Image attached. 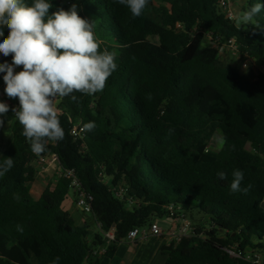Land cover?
I'll return each mask as SVG.
<instances>
[{"label": "trees", "instance_id": "1", "mask_svg": "<svg viewBox=\"0 0 264 264\" xmlns=\"http://www.w3.org/2000/svg\"><path fill=\"white\" fill-rule=\"evenodd\" d=\"M244 1L242 12L264 4ZM50 2V12L76 4L80 16L95 22L100 50L120 52L124 60L102 91L57 97L65 137L39 156L11 111L19 104L5 100L10 111L0 126V165L10 157L13 167L0 176V264H101L115 258L132 230L162 218L175 222L179 211L194 231L163 246L153 264H253L224 249L261 254L264 264V9L255 18L258 28L238 29L220 0H148L139 17L117 0ZM208 36L235 39L241 58L263 71L225 66L219 51L206 47ZM7 60L12 57L0 53V63ZM77 122L95 128L75 139ZM11 123L13 141L4 150L2 134ZM218 132L224 144L214 151ZM51 156L62 174L33 202L37 163ZM237 169L241 187L251 185L247 193L230 189ZM64 171L93 199L91 216L102 227L91 245L90 220L79 227L64 208L72 190ZM111 231L115 240L107 244ZM101 247L106 253L98 255Z\"/></svg>", "mask_w": 264, "mask_h": 264}, {"label": "clouds", "instance_id": "2", "mask_svg": "<svg viewBox=\"0 0 264 264\" xmlns=\"http://www.w3.org/2000/svg\"><path fill=\"white\" fill-rule=\"evenodd\" d=\"M117 2L128 7L133 17H139L148 0ZM52 7L50 0H32L31 4L25 0H0V37L3 38L0 53L12 57L11 63H0L6 85L4 92L9 98H18L19 106L11 111L37 156L45 152L49 142L65 137L55 99L76 92L92 95L102 91L117 68L116 54L107 48L100 50L94 33L95 22L80 16L76 4L68 10L50 12ZM262 9L264 4L255 3L230 18L238 29L249 25L258 28L255 18ZM9 111L10 105L0 101V126ZM94 128V122L84 125L87 131ZM12 167L13 160L9 157L0 165V176ZM217 175L226 179L222 171ZM232 176L231 191L247 193L251 185L241 187L243 172L234 170Z\"/></svg>", "mask_w": 264, "mask_h": 264}, {"label": "built area", "instance_id": "3", "mask_svg": "<svg viewBox=\"0 0 264 264\" xmlns=\"http://www.w3.org/2000/svg\"><path fill=\"white\" fill-rule=\"evenodd\" d=\"M228 0H220L221 6L224 10H226V3ZM227 11V10H226ZM228 18L233 17V15L228 11L227 12ZM231 19V18H230ZM210 37V36H208ZM212 40V38H211ZM211 47L215 50L219 51L220 56H228L229 52H233L236 56L239 55L238 49L236 46V41L235 39H231L228 42L221 43L220 41H215L211 43ZM220 58V57H219ZM238 63H237V68L240 72L247 71L250 69L253 63H256L255 60L246 57V58H241V56H238ZM12 60H7V62L11 63ZM4 74V73H1ZM6 87L5 83L3 85V88H0V90H4ZM54 104L56 106L57 104V98L54 101ZM57 111H58V105H57ZM72 136L75 139L81 138L84 136V128L81 123L77 122L75 126L72 129ZM212 146V143L210 144V147ZM58 160V159H57ZM45 160H41L38 162V165H41L44 163ZM64 178H68L72 181L71 188L75 192L77 200L76 204L78 207L84 212V214H91L92 212V206L91 203L93 201L92 197L88 196L86 191L83 189L82 184L79 182L77 178H75V175L73 172L70 171H64L63 173ZM177 223H186L187 224V233L190 235L193 231L194 228L192 227V224L186 216L184 215L183 212L179 211L177 213ZM100 228L102 227V224H100ZM187 235L180 234V233H174V232H165L163 229L160 227L159 222L155 221L147 226L144 227H138L132 230L126 239V243L129 244H134V245H143L145 244L149 239L151 238H167L169 240V243L172 241L175 242H180L183 237ZM106 242L107 244H111L115 240V233L113 231L105 234ZM213 239V237H211ZM94 241V238H89V236L86 238V242L88 245H91ZM168 243V244H169ZM102 253H106V250L104 247H101ZM97 251H93V255H96ZM224 254L228 256L229 258L235 260V259H244L247 262H251L253 264H263L262 262V256L261 254L258 253H251V252H246L245 254L241 252H235L232 249H224Z\"/></svg>", "mask_w": 264, "mask_h": 264}, {"label": "rangeland", "instance_id": "4", "mask_svg": "<svg viewBox=\"0 0 264 264\" xmlns=\"http://www.w3.org/2000/svg\"><path fill=\"white\" fill-rule=\"evenodd\" d=\"M244 5H245L244 0H228L226 3V10H227V12L229 11L233 15V17H235L236 15H238L242 12ZM152 41L154 42L155 40H152ZM211 43H212L211 37H208L207 41H206V44H207L206 47L210 48ZM238 56H236L233 52H229V55L226 57L219 55V57H220L219 60L225 66L237 67V63L239 61ZM122 60H124V55L120 52H117L116 57H115V62L118 63V62H121ZM19 70H20V68H19ZM262 71H263V67H261L256 62V63L252 64V66L250 67L249 70L243 71L242 73L259 75ZM0 95L4 96V99L2 97H0V101H4V100L8 99L10 103L19 104L18 98H9L4 93V91L1 92ZM57 105L58 104H56V107H57ZM13 127H14V123H11V124L7 125V127L4 130V133L2 135V136H5L4 138H2V142H3L4 146H7V144H8V141L5 139L7 136V133H12ZM223 144H224L223 133L218 132L217 135L214 137V145L212 148L214 151H220ZM36 168L38 171V176L36 178V182L34 184H32V193L30 195V200H32L33 202L36 201L37 194L40 192V191L38 192V190L43 189L49 183H56L57 178L61 174V170H62V168H60L59 161L57 160V158L55 156L49 157L47 159V162L42 163L41 165H38ZM43 185H45V186H43ZM75 196H76L75 192L73 190H71L69 195H68V199L65 203L66 209L69 208L68 202L76 201ZM86 216L90 220L89 224H90V228H91L92 233L95 231L97 232V230H98L97 224H96V222L93 221L91 214H86ZM158 221H159L160 227L166 233L171 232V231L174 232L177 228L178 233L183 234L187 231V228H188L186 223H176L177 225H179L178 227H176L173 220H171L169 218H162ZM188 221H191V220L188 219ZM192 222L193 221H191L190 223H192ZM193 223H192V227L195 228V225ZM131 246H129V244L127 245V244H123V243L119 244L118 245V255L129 258L133 253H135L137 251L135 248H133ZM146 246H151L154 248V250H156L162 246V242L150 240L146 244ZM101 253H102V251H100V253L98 255H100ZM110 263H111V260L104 259L101 264H110Z\"/></svg>", "mask_w": 264, "mask_h": 264}, {"label": "crops", "instance_id": "5", "mask_svg": "<svg viewBox=\"0 0 264 264\" xmlns=\"http://www.w3.org/2000/svg\"><path fill=\"white\" fill-rule=\"evenodd\" d=\"M16 71H20L19 68H17ZM0 97H2L4 99V96H1L0 95ZM4 102H5V100H4ZM3 133H4V131H3ZM4 137L5 136H2V138H4ZM5 139L8 141V144H7V146H4V150L12 143V141H13V133H7V136H6ZM45 162H47V159H45ZM61 174H62V170H61ZM47 185L46 186L43 185L45 187L43 189H41V190H38V192L39 191L40 192L37 194V198H36V201L35 202H37L39 200L41 194L43 193V191L45 190V188L47 187ZM31 193H32V190H31ZM31 193H30V195H31ZM67 199H68V197L66 198V201H67ZM68 204H69V208H67V209L65 208L66 205L64 204L65 210L68 211L71 214V216L73 217V219L75 220L76 224L79 227L84 226L85 223L89 220V218L78 207V205L75 204V201L74 202L73 201L68 202ZM174 223H175V226L176 227L179 226V225L176 224L177 222H174ZM97 229H98L97 232L95 231V232H93V233L91 232L89 234V238H95L96 234H98L100 232V225H99V223H97ZM174 233H178L177 228L174 231ZM183 234L188 235L187 231L185 233H183ZM150 240L151 241H161L162 242V246L159 247V249H156V250H154V248L151 247V246H146V244ZM168 243H169V240L167 238H162V239H159V238H151V239H149L143 245H134V244H129V243L123 242V244H127V245L129 244V246L132 245L131 247L135 248L137 251L135 253H133L129 258H126V257H123V256H119L118 255V251H117L115 258L114 259H109V260H111V263L110 264H153L156 261L158 255L160 253L161 248L163 246L167 245Z\"/></svg>", "mask_w": 264, "mask_h": 264}, {"label": "water", "instance_id": "6", "mask_svg": "<svg viewBox=\"0 0 264 264\" xmlns=\"http://www.w3.org/2000/svg\"><path fill=\"white\" fill-rule=\"evenodd\" d=\"M262 208H264V203L262 204Z\"/></svg>", "mask_w": 264, "mask_h": 264}]
</instances>
